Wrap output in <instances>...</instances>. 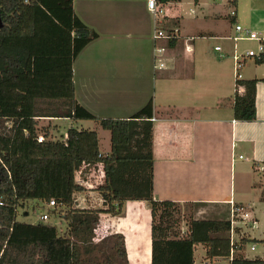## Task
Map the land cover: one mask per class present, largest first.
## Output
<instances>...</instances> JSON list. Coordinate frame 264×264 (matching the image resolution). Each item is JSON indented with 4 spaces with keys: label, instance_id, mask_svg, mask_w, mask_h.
I'll return each mask as SVG.
<instances>
[{
    "label": "trees",
    "instance_id": "trees-1",
    "mask_svg": "<svg viewBox=\"0 0 264 264\" xmlns=\"http://www.w3.org/2000/svg\"><path fill=\"white\" fill-rule=\"evenodd\" d=\"M0 18V264H128L121 233H95L100 214H119L126 200L149 203L150 264H193L196 244L209 260L228 256V219L190 216L181 231L180 204L153 197L151 100L128 118L96 116L76 100L72 62L96 33L75 14L73 0H0ZM255 84L256 78L236 77L235 119L255 118ZM41 117L94 121L110 133L109 153H100L95 129L70 125L65 139H53L57 127L39 125ZM40 133L44 139L37 141ZM99 161L104 181L96 190L106 207H77L73 193L83 187L74 171ZM51 198L62 231L48 221L16 218L27 199ZM248 241L264 238L241 235L233 248ZM232 264H264V257L236 255Z\"/></svg>",
    "mask_w": 264,
    "mask_h": 264
},
{
    "label": "crops",
    "instance_id": "crops-1",
    "mask_svg": "<svg viewBox=\"0 0 264 264\" xmlns=\"http://www.w3.org/2000/svg\"><path fill=\"white\" fill-rule=\"evenodd\" d=\"M230 5L228 0L165 2L173 9L160 21H173L168 30L175 29L176 35L154 39L160 21L155 22L148 0H73L75 14L96 33L73 59L74 95L94 115L113 118H128L151 100L153 197L191 203L210 219H228L234 206L241 207L248 214L235 227L256 239L244 227H253L264 211V188L260 177H254L264 171L259 170L264 165V60L247 57L239 69L240 78H256L255 118L235 119L231 36L235 23L264 31V0H235L234 16L228 13ZM236 45L243 51L255 49L257 42L240 40ZM50 118L44 120L60 119ZM65 119L90 128L84 123L91 120ZM99 151L109 153L110 134L109 145L102 150L99 144ZM98 193L83 189L74 203L106 207ZM128 201L119 214H100L96 237L121 233L128 264L129 255L134 264H150L151 219L144 228L137 219L127 221Z\"/></svg>",
    "mask_w": 264,
    "mask_h": 264
},
{
    "label": "rangeland",
    "instance_id": "rangeland-1",
    "mask_svg": "<svg viewBox=\"0 0 264 264\" xmlns=\"http://www.w3.org/2000/svg\"><path fill=\"white\" fill-rule=\"evenodd\" d=\"M245 1V0H241ZM249 1V0H248ZM173 6H163L161 12L159 13V19L162 21V17L168 14H171V9ZM234 7L233 4L229 6V9ZM235 8V7H234ZM158 24V28L162 29L163 31L168 30L169 26H172L171 24L173 23L170 22V20L167 22V24L164 23ZM246 45V44H244ZM251 58V57H250ZM42 118V117H41ZM51 125H55L57 128L54 130H51L52 135L55 138L61 137V134H63L68 126L72 124V122L69 119L65 118H60L57 120H49ZM48 122L44 120V118L39 119V125H46ZM88 124L86 126L90 125V128L97 130L98 132V139H99V144H100V149L104 150L106 146L109 145V131L106 129L101 128L97 123L94 121H87ZM74 125V124H73ZM254 177H260L261 183H262V188H264V171L259 172L258 174H255ZM84 193V192H83ZM99 194V193H98ZM126 208L125 212V219L128 221L130 218L132 219H137L140 221L142 227L144 228L145 225L149 227L150 224V206L147 201H138L136 202L135 200H129L124 204ZM45 203H42L41 201L37 199H27L26 201L23 202V204L19 205L16 209V218L21 221H27V222H36L39 220L40 214L45 210L49 214V218L45 220L44 222H50L56 225L58 232L62 231L65 228V222L60 218V215L57 214L56 212H52V209H46ZM180 209H181V214L183 215L181 217L180 221V229L181 231H184L186 229V219H188L190 216L193 218H207V216L211 217V215H203L204 213L202 210H199L197 206H194L192 204H180ZM27 211V214H24V211ZM215 215L217 213H214ZM221 214V213H220ZM203 215V216H202ZM206 216V217H205ZM258 220L253 224V227L246 226L244 227L247 232L251 236H255L256 240H260L264 238V211H260L258 213ZM242 230V232H241ZM97 235H100V230L97 228L96 230ZM241 235H245V232H243V227H238L235 230V239H239ZM254 243L255 249L251 250L250 245ZM128 244V250H129V242ZM131 254V253H130ZM236 255L243 256L246 254L249 257H253L255 255H259L261 257H264V242L261 241H248L246 244L243 245V248L240 251L236 250ZM130 262L134 264V259L132 255H129ZM204 256V249L202 248L201 245H198L195 248L194 251V264H205L207 261H205ZM205 261V262H204ZM215 261H220L222 263H227V258L225 257H218L217 260Z\"/></svg>",
    "mask_w": 264,
    "mask_h": 264
},
{
    "label": "built area",
    "instance_id": "built-area-1",
    "mask_svg": "<svg viewBox=\"0 0 264 264\" xmlns=\"http://www.w3.org/2000/svg\"><path fill=\"white\" fill-rule=\"evenodd\" d=\"M229 2V0H228ZM163 7V3L159 2L158 0H148V8L150 10V12L152 13V15L155 18V22H159V13L161 12ZM229 15L230 16H234L235 15V9L232 7L229 9ZM175 29H170V30H166L163 31L162 29H155L152 37L154 39H171L173 37H175ZM234 31L235 34L231 36V39L233 40V54H232V59H233V68H234V72H235V79L236 77H239V69L242 66L244 60L247 57H251L255 60L257 59H261L264 60V31L262 32H258L255 30H252L250 28H245L242 25L235 23L234 24ZM240 40H254L257 42V45L255 47V49H245L243 51H238V47L236 45L237 41ZM215 50H219L220 47L219 46H214ZM157 51H162L163 47L162 46H157L156 47ZM162 62L159 63V66H162ZM237 90H242L241 86H238ZM46 120L48 119H52L50 117H42ZM61 137L59 136V139ZM66 138V134L63 135L62 139ZM37 141H42L44 139L43 133H40L37 135L36 137ZM53 139H55V137L53 136ZM239 157H241V155H239ZM259 170H264V165H260L259 166ZM74 179L75 182L78 183L80 186L83 187V189H95L97 188L100 184L103 183L104 181V169H103V163L101 161L99 162H85L83 163L80 167H78L75 171H74ZM81 190L75 191L73 193V199L76 201L78 200V194ZM1 203V201H0ZM45 205L47 206L48 209H54L57 205L56 202L54 201V199H50L47 202H45ZM235 212H238V214H236ZM248 212L246 211H242L241 207H235L234 209L230 210V215H229V224H230V228L228 231V239H229V243L231 245L230 250H229V255L226 256L225 258H227V263H222L219 261H216L218 263L221 264H232L233 258L236 256V248H233V245L236 241L235 239V226H236V221L239 219H244L247 216ZM49 218V214L47 211H44L40 214L39 216V220L38 221H45ZM250 249L254 250L255 249V245L254 243H252L250 245ZM241 250V249H240ZM237 250V251H240ZM245 256V255H243Z\"/></svg>",
    "mask_w": 264,
    "mask_h": 264
},
{
    "label": "water",
    "instance_id": "water-1",
    "mask_svg": "<svg viewBox=\"0 0 264 264\" xmlns=\"http://www.w3.org/2000/svg\"><path fill=\"white\" fill-rule=\"evenodd\" d=\"M2 24H3V23H2V20H1V18H0V27L2 26Z\"/></svg>",
    "mask_w": 264,
    "mask_h": 264
}]
</instances>
